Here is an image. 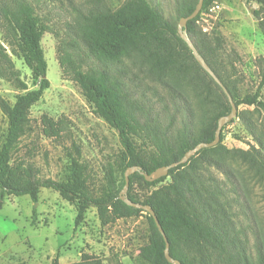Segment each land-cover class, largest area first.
Listing matches in <instances>:
<instances>
[{"label": "trees", "instance_id": "obj_1", "mask_svg": "<svg viewBox=\"0 0 264 264\" xmlns=\"http://www.w3.org/2000/svg\"><path fill=\"white\" fill-rule=\"evenodd\" d=\"M33 1L0 0V20L20 37L26 60L31 64L26 62L34 71L35 87L19 95L13 105L0 101L1 111L8 119L7 134L3 142L0 140V209L8 196H29L36 204L41 191L47 189L77 207L76 226L83 222L90 208L97 210L103 227L145 215L149 224L148 242L142 249L145 263L170 264L165 257L166 242L154 219L121 201L116 183L97 193L91 190L89 177L79 161V150L77 156L71 155L66 179L60 182L38 178L31 165L15 158L22 138L30 129L31 110L50 89L48 64L41 44L48 27L36 17L31 6ZM216 1L205 0L200 15L188 22L187 31L196 34V49L225 86L236 107L244 105L264 112L261 91L241 98L233 85L237 69L226 54L216 29L218 22L210 32H204L200 26ZM249 1L264 9V0ZM90 2L86 10L79 11L66 24L74 39L66 42V46L69 51L76 50L77 46L81 51L87 50L102 67L85 71L79 59L69 56L61 57L60 62L63 75L73 78L94 113L119 135L121 188L125 187L126 171L140 167L142 174L130 177L128 198L152 208L170 244V256L181 264H264V220L257 225L252 242L247 229L250 225H244L237 213L241 207L239 186L232 179L239 172L235 167L243 166L264 182V143L249 151L228 149L223 144L224 132L231 122L223 128L218 146L202 149L187 163L170 170L167 177L148 182L143 174L151 176L161 168L179 163L197 146L213 143L219 120L231 113V105L223 89L198 64L178 28L152 2L127 0L116 10L101 0ZM198 3L199 0H182L177 8L179 20L192 15ZM197 27L201 30L199 34ZM129 65L146 70L151 81L169 92L175 104L180 101L176 92L192 94L195 109L185 108L184 113V109L177 107L170 113L169 131L147 130L141 122V107L132 99L124 80L128 75L124 69ZM119 66L124 69L114 73L113 69ZM41 123L47 138H59L63 133L60 121L44 116ZM145 137L153 143L151 147L139 144ZM137 187L141 190L137 191ZM52 264L60 262L55 259ZM73 264L105 263L99 257L83 254Z\"/></svg>", "mask_w": 264, "mask_h": 264}, {"label": "rangeland", "instance_id": "obj_2", "mask_svg": "<svg viewBox=\"0 0 264 264\" xmlns=\"http://www.w3.org/2000/svg\"><path fill=\"white\" fill-rule=\"evenodd\" d=\"M90 1L31 2L36 17L48 27L41 44L48 64L50 89L31 110L30 129L22 138L15 158L31 165L38 178L60 182L66 179L71 155L77 156L79 150V161L89 177L91 190L97 193L116 183L122 193L119 135L94 113L73 78L63 75L60 62L61 57L69 56L79 59L85 71L102 67L82 47V51L78 46L69 51L66 46V42L74 40L66 24L79 11L86 10ZM126 1L101 0L113 10ZM149 1L179 31L177 8L182 0ZM216 3L224 11L206 29L211 31L218 22L216 29L226 54L237 69V76L232 78L233 85L241 98L261 91L264 101V9L249 0H217ZM196 33H201L198 27ZM187 35L195 46L196 34L187 31ZM25 50L20 37L0 20V101L13 105L19 95L35 89L34 71L26 60ZM123 69L119 66L113 70L118 73ZM124 70L128 73L124 79L128 83L127 90L141 107V122L147 130L169 131V116L177 107L184 109V113L187 112L185 108L195 109L196 100L192 94L176 92L180 101L175 104L169 92L151 81L146 70L130 65ZM237 109L238 116L224 132V146L242 151L259 148V143H264V112L244 105ZM44 116L61 122L63 133L59 138L44 136L41 123ZM7 130L8 119L0 108L1 142ZM143 143L150 147L153 144L146 137L139 140L140 145ZM235 169L239 172L234 173L232 179L239 186L237 194L241 204L237 213L244 225H250L247 229L253 242L256 238L253 233L264 220V182L243 166ZM218 178L222 179L221 176ZM136 189L140 191L141 187ZM76 218L77 207L52 190L43 189L36 204L29 196H8L0 209V264H52L55 259L60 264H73L79 262L83 254L99 257L105 264H146L142 249L148 242L149 224L145 215L119 220L106 227L101 225L95 208L86 212L79 226H76Z\"/></svg>", "mask_w": 264, "mask_h": 264}, {"label": "water", "instance_id": "obj_3", "mask_svg": "<svg viewBox=\"0 0 264 264\" xmlns=\"http://www.w3.org/2000/svg\"><path fill=\"white\" fill-rule=\"evenodd\" d=\"M204 2H205V0H199V3L197 4L196 9L193 12V14L190 15L188 18H184V19H182L180 21L179 34H180V37L182 38V40L189 46V48L193 52V55H194L196 61L198 62V64L223 89V91L226 94V96L228 97L229 103L231 105V113L228 116L223 117V118H221L219 120L218 128H217L216 134H215V141L213 143H211V144H201V145L197 146L195 148V150L190 151L189 153H187L185 158L182 161H180L179 163H175V164L171 165L170 167L161 168L157 172L152 174L151 176H149L147 174H143L148 182H153L155 180L167 177L170 170L178 167L179 165H183V164L187 163L196 153L200 152L202 149L213 148V147L218 146L220 141H221V134H222L223 128L225 126H227L228 124H230L238 116V109H237L236 105L234 104V102H233L230 94L228 93L227 89L224 87L222 82L218 79V77L214 74V72L207 65L206 61L200 55V53L196 49V47L190 42V40L188 38V35H187L188 22L195 20L200 15V13L202 12L203 6H204ZM136 173H141L142 174V169L140 167H134V168H130L125 173V187H124L122 193L120 194V199H121V201H123L127 205H129L130 207H132L134 209H137V210H142V211H144L146 214L150 215V217H152L154 219L159 232L161 233V235L163 236V238H164V240L166 242V249H165L166 260L170 264H181L179 261L174 260L170 256V244H169V242L167 240V237L165 235V232L163 231V229H162V227H161V225H160V223L158 221V218H157L155 212L152 210V208L149 205H142V204L133 203L128 198V190L130 188V177L133 176Z\"/></svg>", "mask_w": 264, "mask_h": 264}, {"label": "built area", "instance_id": "obj_4", "mask_svg": "<svg viewBox=\"0 0 264 264\" xmlns=\"http://www.w3.org/2000/svg\"><path fill=\"white\" fill-rule=\"evenodd\" d=\"M224 11V9L219 5V4H215L209 11V14L205 15L200 23V26L202 27L204 32H210L209 30L206 29V26L209 27L210 23L212 20L217 21L218 15L221 14ZM215 27L211 28V31L214 29ZM209 29V28H208Z\"/></svg>", "mask_w": 264, "mask_h": 264}]
</instances>
